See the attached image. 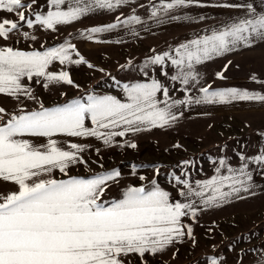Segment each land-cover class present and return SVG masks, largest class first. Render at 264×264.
<instances>
[{
  "label": "snow or ice",
  "instance_id": "1",
  "mask_svg": "<svg viewBox=\"0 0 264 264\" xmlns=\"http://www.w3.org/2000/svg\"><path fill=\"white\" fill-rule=\"evenodd\" d=\"M47 2L50 10L46 14L36 12L35 20L30 19L24 9L31 10L36 0L28 3L25 0H0V10L16 14L18 20L28 27L37 23L54 30L56 26L79 20L96 9L113 10L129 0H75V4L72 0ZM66 2L68 7L63 10L61 5ZM194 2L196 0H168L164 3L162 0L161 6L167 11ZM223 6L243 9L245 15L219 29H212L210 34L179 44L172 52L156 54L148 63L163 66L170 61L177 69L172 80H179L187 86L198 79L196 65L230 53L238 46L250 47L255 41H264V11L258 12L252 3ZM157 14L154 8L152 16ZM117 21L140 23L137 16L124 21L117 17ZM20 26L17 21L3 19L0 21V39L7 40ZM115 27L116 23L92 27L87 30V38L91 40L93 34ZM24 36L27 37L28 33ZM74 49L72 44L44 51L0 47V94L38 103L33 110L21 107L19 112L10 115L0 107V180L16 185L18 189L0 194V264H130L129 256L139 257L142 264H147L143 259L146 255L155 256L185 236L192 237L193 229L183 223L184 217L195 219L201 206L219 207L233 197L241 198L240 193L249 192L252 187L253 176L248 171V163H242L236 169L227 167V174H221V168L226 166L224 159L219 161L217 174L209 179L197 180L193 184L186 178L174 176L175 181L183 186L179 196L184 202H171L170 193L156 186L153 180L151 189L129 186L122 199L105 203L101 197L110 183L119 182L121 173L118 169L91 178L39 179L54 170L67 175L71 166L86 163L80 155L84 145L69 142L67 148H62L54 138L56 136L96 137L111 144L115 137L139 132L142 126L165 127L174 123L178 117L172 109L177 104L264 101V95L256 92L237 88L211 90L210 85L199 88L203 95L195 101L191 96L169 101L168 89L152 79L145 83L125 84V101L112 95L87 94L86 98L45 106L23 81L42 78L45 88L53 84L74 85L68 71L47 70L54 61L84 63L83 56L72 59L70 50ZM227 67L225 65V70ZM216 75L224 79L223 72ZM36 82L40 83V79ZM158 93L163 94V101L158 99ZM5 115L8 116L6 120ZM86 121H90L92 127H88ZM119 128L122 130H115ZM24 136L47 138V143L35 145L23 139ZM127 146L136 148L137 145L131 143ZM240 159H251L264 165V152L252 158L241 155ZM182 163L187 165L190 162ZM156 171L158 174L159 169ZM140 179L145 178L141 176ZM211 264L218 262L213 258Z\"/></svg>",
  "mask_w": 264,
  "mask_h": 264
},
{
  "label": "rangeland",
  "instance_id": "2",
  "mask_svg": "<svg viewBox=\"0 0 264 264\" xmlns=\"http://www.w3.org/2000/svg\"><path fill=\"white\" fill-rule=\"evenodd\" d=\"M28 2L30 0H25V3ZM72 3L75 4V0H72ZM220 3H252L258 12L264 11V0H196L192 4L167 11L161 6L162 0H129V3L113 10L96 9L79 20L58 25L53 30L37 23L28 27L26 23L18 20L16 14L0 10V21L6 18L21 25L18 30L10 33L7 40L0 39V47L44 51L62 44L75 45V49L70 50L71 57L75 60L83 56L84 63L61 64L54 61L47 70L57 73L61 70L68 71L74 85L78 87L53 84L45 88L43 79L36 77L32 81H23L30 87L37 100L48 107L75 98H86L87 94L112 95L125 101V84L145 83L152 79L158 80L168 89L169 101L185 100L188 96L195 101L203 95L199 92L201 87L210 85L211 90H219L238 86H213L212 81L207 83L210 78L209 70L205 66L202 68V64L195 66V72L199 74L197 81L185 86L179 80H172L177 69L170 61H166L163 66L152 65L148 61L156 54L172 52L181 44L174 42L173 35L165 33L170 21L176 24L175 29L180 32L187 29L186 25H181L183 21L198 20L205 6H209L208 10L212 14L214 5ZM67 7V2L61 5L63 10ZM154 8L158 13L155 17L152 16ZM48 10L50 9L47 0H36L31 10L24 9L33 20L36 12L46 14ZM131 16L139 17L140 23L123 24L117 21V17L124 21ZM113 23H116L117 27L93 34L91 40L87 38L88 29ZM24 33H28V36H24ZM177 40L181 38L177 37ZM252 46L251 48H256L257 51L264 50V44ZM221 62L224 69L225 65L229 66V61ZM239 62L245 66V60ZM37 79H40V83L36 82ZM157 96L160 101L165 99L162 93ZM193 104L195 103H186L184 111L190 110L188 105ZM213 104L218 103H200V114L188 117L182 112L175 113L178 118L169 126H142L139 132L115 137L111 144H105L96 137L56 136L54 138L62 148H67L69 142L84 145V151L80 155L86 163L71 166L67 175L54 170L50 175H42L39 179H67L69 176L91 178L118 169L121 173L119 182L110 183L103 197L123 198L124 191L129 186H145L151 189V182L155 180L156 186L169 193L172 191L179 201H183L184 198L179 196L183 186L175 181L174 176L186 178L194 184L197 180H206L216 175V168L220 167L221 159L225 160L226 165L221 168V174H227V167L236 169L247 162L248 171L253 176L249 192H241V198L233 197L219 207H202L195 219L191 216L184 217L183 223L193 229L192 237L185 236L163 252L155 256L146 255L143 259L147 264H211L213 258L218 264H264V165L262 167L251 159H240L241 155L246 158L257 156L256 151H244L254 130L252 118L243 113L235 122V118H231L228 112L217 114L218 105L213 107ZM179 105L181 104L173 108L174 111H181ZM0 107L10 115L19 112L21 107L33 110L38 107V103L23 97L17 100L0 94ZM7 118L5 115L4 119ZM86 124L92 127L90 121H86ZM22 138L35 145L47 143V138ZM131 143H135L136 148L127 146ZM183 161L190 163L184 165ZM141 176L145 179L141 180ZM15 186L0 180V194L16 191ZM127 260L130 264H142L139 257L129 256Z\"/></svg>",
  "mask_w": 264,
  "mask_h": 264
},
{
  "label": "crops",
  "instance_id": "3",
  "mask_svg": "<svg viewBox=\"0 0 264 264\" xmlns=\"http://www.w3.org/2000/svg\"><path fill=\"white\" fill-rule=\"evenodd\" d=\"M223 5L225 4L220 3L218 5H214L212 14L210 13L211 11L208 10L209 6H205V10L199 15L198 20L194 21L188 19L187 21H183L181 23V25H186L187 29H182L180 32L176 31V24H173V21H170V24L165 28V33L167 35H173L174 42L184 43L197 36L210 34L212 29H219L222 25L245 15L243 14L245 12L243 9L224 7ZM220 9L225 10L221 11ZM239 10H241L240 13L238 12ZM177 37H180L181 40H177ZM255 44H264V41H255L252 45ZM251 47L253 46H238L230 53L214 57L212 60L202 63V68L205 66V68L209 70L208 75L210 78H208V81L206 82L209 83L212 81L213 86L222 84L238 86L237 89L248 90L249 92H256L264 95V50L257 51L256 48ZM221 60L231 62L230 64L228 63L229 66L227 67V70L223 68ZM239 60H245V66L241 65ZM218 72H223L224 79H219L217 77L216 73ZM253 76L256 77L255 80L252 79ZM217 105L213 104V107L217 106L218 108L217 114L228 112L231 118H235V122L238 121V116L243 113L251 116V124L254 125V130L251 133L249 143L245 147L244 151H256V155L264 152V101L233 100L229 103H218ZM178 107L182 108L181 111H174V109H172L174 114L182 112L189 117L190 115L201 113L200 103L188 105L190 110L187 109L186 111L183 109L186 107V103L181 104ZM14 188H16V191L18 190L17 186ZM119 199L122 198L106 196L101 197V200L105 203H111L112 201ZM176 200H178L176 194L171 191L170 201L176 202ZM180 202H184V199ZM202 207L203 206L200 208Z\"/></svg>",
  "mask_w": 264,
  "mask_h": 264
}]
</instances>
